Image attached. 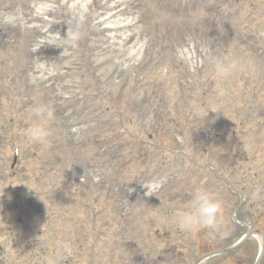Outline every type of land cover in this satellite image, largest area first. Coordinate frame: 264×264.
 Listing matches in <instances>:
<instances>
[{"label":"rangeland","instance_id":"1","mask_svg":"<svg viewBox=\"0 0 264 264\" xmlns=\"http://www.w3.org/2000/svg\"><path fill=\"white\" fill-rule=\"evenodd\" d=\"M2 117L0 196L23 204L0 210V264H49L2 235L57 225L72 264H264V0H0ZM129 135L154 146L132 155ZM202 191L216 226L179 229L174 256L152 230Z\"/></svg>","mask_w":264,"mask_h":264},{"label":"clouds","instance_id":"2","mask_svg":"<svg viewBox=\"0 0 264 264\" xmlns=\"http://www.w3.org/2000/svg\"><path fill=\"white\" fill-rule=\"evenodd\" d=\"M219 212L220 204L212 200L207 192L202 191L195 197L193 210L181 219L179 226L189 230L195 225L214 229Z\"/></svg>","mask_w":264,"mask_h":264},{"label":"bare ground","instance_id":"3","mask_svg":"<svg viewBox=\"0 0 264 264\" xmlns=\"http://www.w3.org/2000/svg\"><path fill=\"white\" fill-rule=\"evenodd\" d=\"M115 45H116V46H117V45H119V46H120L121 44L117 43V44H115Z\"/></svg>","mask_w":264,"mask_h":264}]
</instances>
